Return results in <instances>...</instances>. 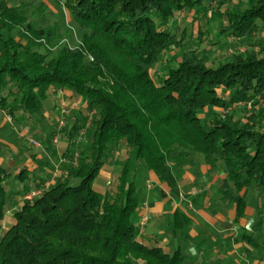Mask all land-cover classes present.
I'll return each mask as SVG.
<instances>
[{
    "label": "trees",
    "instance_id": "trees-1",
    "mask_svg": "<svg viewBox=\"0 0 264 264\" xmlns=\"http://www.w3.org/2000/svg\"><path fill=\"white\" fill-rule=\"evenodd\" d=\"M33 1L0 0V110L12 122L37 126L53 91H69L83 109L70 115L60 155L47 139L53 166L46 161L16 172L0 166V264H182L179 249L165 253L138 241L132 216L142 174L153 171L178 195V166L193 153L210 171L223 163L225 194L254 190L261 213L264 48L257 51L252 40L264 33V0H53L70 20L59 46L56 25H37ZM194 10L201 11L198 43L207 41L212 26L217 29L211 55L188 49L158 77L155 67L192 36L170 24ZM225 36L242 50L222 60L218 43ZM239 103L248 105L241 115L229 113ZM82 131L89 145L78 150ZM115 150H123L116 161ZM107 163L117 170L102 192L94 182ZM39 167L48 174H39ZM11 177L30 184L11 192L5 185ZM34 189L41 193L23 198ZM16 195L23 201L6 222L8 201ZM244 206L239 198L237 217ZM175 216L182 217L178 211ZM255 230L258 236L260 222ZM244 238L257 244L253 235Z\"/></svg>",
    "mask_w": 264,
    "mask_h": 264
},
{
    "label": "crops",
    "instance_id": "crops-1",
    "mask_svg": "<svg viewBox=\"0 0 264 264\" xmlns=\"http://www.w3.org/2000/svg\"><path fill=\"white\" fill-rule=\"evenodd\" d=\"M56 95L61 97V101H65L70 92L59 91ZM47 112L45 108V116ZM6 118L8 117H3L0 121V166L7 167L10 171L18 170L20 166L27 167L29 171L34 170L37 165L32 157L26 154L22 156L5 134V130L8 132L11 129L9 126L12 125L15 136L17 133L21 136L29 130L28 125L18 124ZM62 151L58 149V155ZM6 152L9 155L6 156ZM122 152L123 150L113 151V160L119 159ZM41 157V154L34 156L37 159ZM192 159L197 160L196 165ZM41 169L45 173L48 172L46 167H39L38 173ZM116 170L114 163L103 165L95 179V188L103 192L107 181ZM177 172L178 175L181 174L178 195L173 194L161 183L153 171L143 174L140 187L142 199L139 198V210L135 219L132 216V221L138 229V241L149 248L159 247L165 253L179 249L184 256L182 264H264V208L261 213L257 212V193H250L249 189L245 188L237 193L225 194L222 190L227 187L228 182L224 170L216 165L211 172L203 157L194 153L178 166ZM52 179L49 181L52 182ZM26 183L30 184V181L26 180ZM23 184L24 182L19 183L13 190L21 189ZM19 198L17 195L13 200ZM239 198L245 201V206L244 215L237 217L236 202ZM176 211L181 213L183 218L175 216ZM12 214L7 213L6 222L11 219ZM142 214H146L148 219L142 229H139ZM259 222L261 232L257 236L255 227ZM247 234L255 237L256 245H251L245 240L244 235ZM136 264L146 262L138 259Z\"/></svg>",
    "mask_w": 264,
    "mask_h": 264
},
{
    "label": "rangeland",
    "instance_id": "rangeland-1",
    "mask_svg": "<svg viewBox=\"0 0 264 264\" xmlns=\"http://www.w3.org/2000/svg\"><path fill=\"white\" fill-rule=\"evenodd\" d=\"M32 6L34 7L33 11L35 13L34 14L35 18L37 17V19H38L36 22L37 25L41 26V27H45V28H48V27L55 28V25H56V28L58 30L57 36L59 37V39H56V41L58 43L57 45L59 46L60 44H62L61 40L67 39L66 37H68L66 35V32L64 29L68 24H70L69 16L64 11V9L62 8V5L54 2L53 0H34L32 3ZM200 14H201L200 10H194L188 14L181 13L180 15H178L176 17V20H173L172 23L170 24L171 28H174L176 25H180L181 27L186 29L188 35L191 34L192 36L189 37V40H188L189 42H188L187 46H185V47H172V49L170 50L168 55L165 57L164 63L162 65L158 64L155 67L154 70H157V71L160 70L158 77H162L164 75L165 71H167L164 68L167 64L170 63L171 65H176L180 54L182 52L188 50V49L198 48L201 52H203L207 55H211L212 50H213V46L210 45V42H211L210 37L211 36L213 37V35L216 34L217 29L214 26H212L210 34H207V36H206L207 41H205L203 43H198L197 39L195 37L197 25H198L196 17H198ZM213 24H214L213 21H211L210 25H213ZM68 42H69L68 45H70V46L73 43L70 40ZM252 44L257 51H262V49L264 48V33L262 35L255 37L252 40ZM218 48H219V51L221 53L220 59H222V60L228 59L233 54V52L242 50V47L236 43V39H233L231 37H226V36L222 37L220 39V42L218 43ZM157 79H159V78H157ZM157 79H155V80H157ZM57 93H58V91H56V92L54 91L48 95V98L45 100L44 104H45L46 110L49 113L47 112V115L44 116V118H42L41 120H39L37 118V122H38L37 126L36 125L28 126L27 129H29V130L26 131V133H22L21 136L18 135V133H17V136H15L16 133L14 132L15 130L13 129L12 125L9 126V127H11V129L8 132L5 130V132H6L5 134H7L8 139H10L11 143L19 149L21 155L23 156L26 154L29 157H32L33 162H35V165H37V166H38V164H40V165L44 164V162H46V161L47 162L50 161L51 166H53L54 163H57V162H54L53 156L51 154V149L53 147H55L56 150L59 149V151H60V150H63L65 148L66 138L64 135L66 134V131L69 129V127L71 125V120L69 119V117L73 113V110H75L77 108L83 109V104H82V101L80 100V98L76 99L73 97H69V98H66L65 101L64 100L61 101V99H60L61 97H58L56 95ZM62 97H64V96H62ZM262 106L264 107V102H263ZM244 107L247 108L248 105H246L244 103L235 104V105L230 107L229 113H234L235 115L240 116L241 115L240 113L243 111ZM61 108H67L69 112L64 118L63 126L59 128L58 127V120H59V118H61V112H60ZM222 112L223 111L220 109H214V113H216V114H220V113L222 114ZM50 113H52V114L50 115ZM3 117H8V116L0 110V121ZM6 119L10 120L9 117ZM85 127H87V125ZM3 134H2V136H3ZM50 136L52 139L51 144L53 146H51V149L46 150L45 146L47 144V139ZM4 137H5V135H4ZM0 138H1V134H0ZM55 138H56V142H54ZM30 140L37 141L38 145L37 146L33 145ZM75 141H77V143H78L77 144L78 150L80 148H82V146H84V145H89V139L86 138L84 132L81 133L80 136L77 137ZM44 153H47V154L45 155ZM3 154H5V153H3ZM37 154H41L42 157L40 159L34 158V156ZM7 155H9V154L6 152V156ZM112 155L114 156L115 153L114 154L112 153ZM194 155H200V154L196 153ZM200 156L202 157V155H200ZM18 162H20L19 159H18ZM51 162H53V163H51ZM192 162L195 165L197 164L196 159H192ZM64 163H66V162L60 163L59 169ZM216 165H217V167H221L224 170L223 163L221 161H219ZM49 167L50 166H48L47 168H49ZM40 171L42 173L41 175L44 176L45 175L44 170L41 169ZM58 172H59V170H58ZM58 172H56L55 175H57ZM53 174L54 173H52V178H53V176H55ZM142 176H143V174H142ZM53 181L54 180L52 179V182ZM19 183H21V181L15 179L14 177H11L5 181V185L7 186L9 191L16 189L17 186L19 185ZM24 183H26V181H24ZM40 187L43 188V186H40ZM249 191H250V193H253L256 195V192L254 190L252 191L251 189H249ZM21 196H23V195H21ZM139 198H140V200L142 199V190L141 189L139 190ZM11 200L12 201H8V206H7L8 214H12L13 212H15V210L18 208V206L23 201L21 198H19V200H13V199H11ZM258 203H259V201H258ZM138 210H139V208L136 209L135 213L133 214L134 219L136 217V214H138ZM7 219H9V218H7ZM0 233H1V231H0ZM247 235H249V234H247ZM142 261H144V260H142Z\"/></svg>",
    "mask_w": 264,
    "mask_h": 264
},
{
    "label": "built area",
    "instance_id": "built-area-1",
    "mask_svg": "<svg viewBox=\"0 0 264 264\" xmlns=\"http://www.w3.org/2000/svg\"><path fill=\"white\" fill-rule=\"evenodd\" d=\"M60 112H61V118H59V120H58V127L59 128L63 126L64 118L68 114L69 111H68L67 108H61ZM81 133H83V131ZM30 141H31V143L33 145H36V146L38 145L37 141H35V140H30ZM54 142H56V138L54 139ZM40 193H41L40 189H34V190H31V191L27 192L23 196V198L26 199V200H31L32 198L38 196ZM147 219H148V216L146 214H142L141 215V218H140V221H139V224H138L139 225V229H142L144 224L147 222Z\"/></svg>",
    "mask_w": 264,
    "mask_h": 264
}]
</instances>
